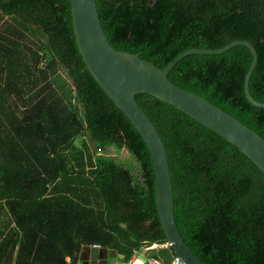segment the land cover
<instances>
[{
  "label": "trees",
  "instance_id": "16d2710c",
  "mask_svg": "<svg viewBox=\"0 0 264 264\" xmlns=\"http://www.w3.org/2000/svg\"><path fill=\"white\" fill-rule=\"evenodd\" d=\"M96 3L111 45L160 69L188 50L250 42V92L264 103V0ZM252 59L242 46L191 55L168 78L264 138V108L244 88ZM136 100L166 147L176 221L193 253L204 264H264V173L175 107ZM111 146L136 158L140 178L103 153ZM164 243L150 152L87 70L70 0H0V264H78L93 246L130 262Z\"/></svg>",
  "mask_w": 264,
  "mask_h": 264
},
{
  "label": "water",
  "instance_id": "95a60500",
  "mask_svg": "<svg viewBox=\"0 0 264 264\" xmlns=\"http://www.w3.org/2000/svg\"><path fill=\"white\" fill-rule=\"evenodd\" d=\"M76 42L87 70L115 106L137 129L150 152L154 176L157 213L166 243L148 253L162 264H171L176 258L184 264H204L182 237L176 217L174 190L169 158L164 142L147 114L139 106L136 96L148 94L175 107L199 124L212 130L237 147L264 173V138L232 115L204 98L174 85L168 78L172 69L191 55H220L235 47H246L252 54V63L245 77L248 101L259 108L250 92V81L258 62L254 46L247 41H235L216 50L192 49L176 57L166 68L131 54L117 51L110 43L97 8L96 0H70ZM83 264H107L110 250L96 246L86 247ZM83 251V250H82ZM122 258V257H121ZM133 264H147L141 257Z\"/></svg>",
  "mask_w": 264,
  "mask_h": 264
},
{
  "label": "rangeland",
  "instance_id": "374dc122",
  "mask_svg": "<svg viewBox=\"0 0 264 264\" xmlns=\"http://www.w3.org/2000/svg\"><path fill=\"white\" fill-rule=\"evenodd\" d=\"M89 145L93 149V145L91 142L89 143ZM103 153L108 157L114 158L118 163H122L126 165L128 168L131 169L135 177L137 178L141 177L139 170L140 167L136 158L133 155H131L126 149L118 150L115 147L111 146L106 148V150L103 151Z\"/></svg>",
  "mask_w": 264,
  "mask_h": 264
},
{
  "label": "crops",
  "instance_id": "0c3cea01",
  "mask_svg": "<svg viewBox=\"0 0 264 264\" xmlns=\"http://www.w3.org/2000/svg\"><path fill=\"white\" fill-rule=\"evenodd\" d=\"M163 246V245H162ZM110 252H111V255L109 256V259H108V262H107V264H133L135 261H137L136 259L138 258V259H140V260H142V258L141 257H145V258H147V260H148V253L149 252H146L144 249H141L139 252H137L136 254H134L137 258L135 259V260H133V262H126L125 260H124V258L122 257V256H120L117 252H115V251H111L110 250ZM82 254H85L86 255V257L88 256V254H89V252H87V251H85L84 249H83V251L81 252V254H80V256H79V260H78V264H83V261H81V256H82ZM122 257V258H121Z\"/></svg>",
  "mask_w": 264,
  "mask_h": 264
},
{
  "label": "built area",
  "instance_id": "2783aa9c",
  "mask_svg": "<svg viewBox=\"0 0 264 264\" xmlns=\"http://www.w3.org/2000/svg\"><path fill=\"white\" fill-rule=\"evenodd\" d=\"M96 247H99V246H96ZM158 247H160V246L154 244V245L149 246V247H142L141 249H144L146 252H150L152 250H156ZM136 258L137 257L134 255L133 258L131 259V262H133V260H135ZM136 260H138V258ZM147 264H162V262L159 259H157V258L149 257L148 261H147ZM171 264H184V263L176 258Z\"/></svg>",
  "mask_w": 264,
  "mask_h": 264
},
{
  "label": "clouds",
  "instance_id": "9594fccd",
  "mask_svg": "<svg viewBox=\"0 0 264 264\" xmlns=\"http://www.w3.org/2000/svg\"><path fill=\"white\" fill-rule=\"evenodd\" d=\"M165 244V243H164ZM164 244H155V245H159V246H161V245H164ZM146 247V246H145ZM101 248V247H100ZM141 250V249H140ZM140 250H138V251H136V252H139ZM135 252V253H136ZM133 258V257H132Z\"/></svg>",
  "mask_w": 264,
  "mask_h": 264
}]
</instances>
